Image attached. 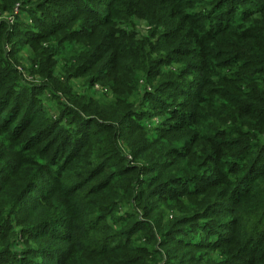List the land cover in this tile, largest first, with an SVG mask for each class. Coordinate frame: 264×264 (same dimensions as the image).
<instances>
[{
    "label": "trees",
    "instance_id": "obj_1",
    "mask_svg": "<svg viewBox=\"0 0 264 264\" xmlns=\"http://www.w3.org/2000/svg\"><path fill=\"white\" fill-rule=\"evenodd\" d=\"M17 4L0 264H264V0Z\"/></svg>",
    "mask_w": 264,
    "mask_h": 264
},
{
    "label": "built area",
    "instance_id": "obj_2",
    "mask_svg": "<svg viewBox=\"0 0 264 264\" xmlns=\"http://www.w3.org/2000/svg\"><path fill=\"white\" fill-rule=\"evenodd\" d=\"M20 4H17L12 12H8L5 11L1 8L0 6V23L3 22V20H5L9 25H13L16 21H17V17L20 15L23 16V12H20V8H19ZM26 20V22L31 23L32 20L30 17H26L24 18ZM9 47V46H7ZM95 89L99 92H103L105 90V88H103L101 85L96 84L95 85Z\"/></svg>",
    "mask_w": 264,
    "mask_h": 264
},
{
    "label": "rangeland",
    "instance_id": "obj_3",
    "mask_svg": "<svg viewBox=\"0 0 264 264\" xmlns=\"http://www.w3.org/2000/svg\"><path fill=\"white\" fill-rule=\"evenodd\" d=\"M92 3H94L96 6H98V7H101L102 5V3H100V2H92ZM103 7V6H102ZM104 9V8H103ZM23 16H25V17H27V13H23ZM139 22V27H140V29L142 30V32H146L147 31V29H148V26H147V23L145 22V21H138ZM25 53H27L26 52V50H25ZM28 73V72H27ZM48 102V101H47ZM48 108H54V110H55V113H57V111H56V109H55V105L53 104V103H48ZM53 110V111H54ZM155 121H157V119L156 118H154L153 120H152V122L153 123H155ZM150 124H152V123H150Z\"/></svg>",
    "mask_w": 264,
    "mask_h": 264
}]
</instances>
